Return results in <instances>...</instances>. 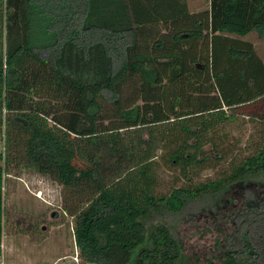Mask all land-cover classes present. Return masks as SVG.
Returning a JSON list of instances; mask_svg holds the SVG:
<instances>
[{"label": "trees", "instance_id": "16d2710c", "mask_svg": "<svg viewBox=\"0 0 264 264\" xmlns=\"http://www.w3.org/2000/svg\"><path fill=\"white\" fill-rule=\"evenodd\" d=\"M250 33L264 37V0L195 13L185 0H0V239L4 177L26 168L61 187L83 264H184L159 221L201 200L228 226L222 264H264V63ZM239 116L259 132L243 157L223 131ZM160 168L177 170L165 192ZM236 187L242 202L221 204Z\"/></svg>", "mask_w": 264, "mask_h": 264}, {"label": "rangeland", "instance_id": "374dc122", "mask_svg": "<svg viewBox=\"0 0 264 264\" xmlns=\"http://www.w3.org/2000/svg\"><path fill=\"white\" fill-rule=\"evenodd\" d=\"M207 2L185 0L190 13L207 9ZM241 40L250 43L264 63V37L258 38L256 33H250ZM223 131L237 156L249 155L258 145V127L247 118L239 116ZM8 169L9 174L4 177L2 189L4 211L0 264H83L77 257L73 241L72 218L62 211L61 187L32 170ZM176 173V169H159L161 192L166 191ZM216 174L215 170L203 171L199 181L211 180ZM245 196L246 193L236 187L221 198V204L227 206L228 201L233 202L232 205L239 204ZM206 204V200L198 201L178 214L165 216L159 221L177 239L184 264L223 262L224 257L220 253L223 250L222 237L228 226L222 223L221 216L206 213L203 209ZM224 211L230 212L231 209ZM261 240L264 241V237Z\"/></svg>", "mask_w": 264, "mask_h": 264}, {"label": "built area", "instance_id": "2783aa9c", "mask_svg": "<svg viewBox=\"0 0 264 264\" xmlns=\"http://www.w3.org/2000/svg\"><path fill=\"white\" fill-rule=\"evenodd\" d=\"M4 151V142L2 139H0V154H3Z\"/></svg>", "mask_w": 264, "mask_h": 264}]
</instances>
